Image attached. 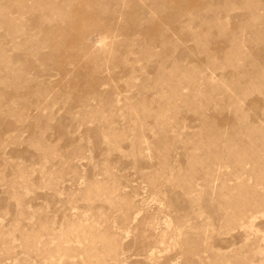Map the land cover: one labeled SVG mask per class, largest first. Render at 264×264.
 I'll list each match as a JSON object with an SVG mask.
<instances>
[{
	"label": "rangeland",
	"instance_id": "1",
	"mask_svg": "<svg viewBox=\"0 0 264 264\" xmlns=\"http://www.w3.org/2000/svg\"><path fill=\"white\" fill-rule=\"evenodd\" d=\"M0 264H264V0H0Z\"/></svg>",
	"mask_w": 264,
	"mask_h": 264
}]
</instances>
